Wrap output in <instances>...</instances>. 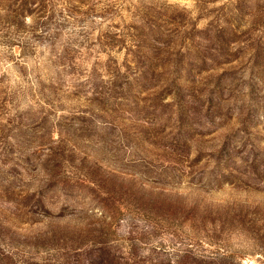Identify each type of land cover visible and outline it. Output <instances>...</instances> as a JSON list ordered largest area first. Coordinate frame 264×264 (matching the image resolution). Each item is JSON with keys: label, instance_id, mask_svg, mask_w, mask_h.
<instances>
[{"label": "rangeland", "instance_id": "obj_1", "mask_svg": "<svg viewBox=\"0 0 264 264\" xmlns=\"http://www.w3.org/2000/svg\"><path fill=\"white\" fill-rule=\"evenodd\" d=\"M177 263L264 264V0H0V264Z\"/></svg>", "mask_w": 264, "mask_h": 264}, {"label": "trees", "instance_id": "obj_2", "mask_svg": "<svg viewBox=\"0 0 264 264\" xmlns=\"http://www.w3.org/2000/svg\"><path fill=\"white\" fill-rule=\"evenodd\" d=\"M209 262H212V261H209ZM177 264H180V263H177Z\"/></svg>", "mask_w": 264, "mask_h": 264}]
</instances>
